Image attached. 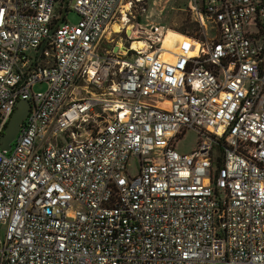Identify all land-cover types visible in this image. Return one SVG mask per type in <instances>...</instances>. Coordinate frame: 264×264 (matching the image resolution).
Returning <instances> with one entry per match:
<instances>
[{
	"label": "built area",
	"instance_id": "built-area-1",
	"mask_svg": "<svg viewBox=\"0 0 264 264\" xmlns=\"http://www.w3.org/2000/svg\"><path fill=\"white\" fill-rule=\"evenodd\" d=\"M122 1L0 0V264H264V0Z\"/></svg>",
	"mask_w": 264,
	"mask_h": 264
},
{
	"label": "rangeland",
	"instance_id": "rangeland-1",
	"mask_svg": "<svg viewBox=\"0 0 264 264\" xmlns=\"http://www.w3.org/2000/svg\"><path fill=\"white\" fill-rule=\"evenodd\" d=\"M188 0H123L122 5L129 3V15L130 23H135L137 21H145L146 18L153 22H159L164 24L168 29L167 32L177 31V29L182 25L185 18L191 17L190 12L187 8ZM121 5V6H122ZM120 18V16H119ZM118 17L111 23H119L120 19ZM79 19V16L74 11H70L67 15V21L70 23H75ZM255 25H251L249 29L254 31ZM108 33H106L101 41L100 45L108 42ZM33 91H43L46 89V84L44 82H38L33 86ZM197 133L193 130L188 131L185 136L177 142L176 148L180 152H187L193 149L197 143ZM130 173H134V166H131Z\"/></svg>",
	"mask_w": 264,
	"mask_h": 264
},
{
	"label": "water",
	"instance_id": "water-1",
	"mask_svg": "<svg viewBox=\"0 0 264 264\" xmlns=\"http://www.w3.org/2000/svg\"><path fill=\"white\" fill-rule=\"evenodd\" d=\"M29 110V103L27 100H19L16 103L15 109L0 137V148L9 149L11 141L15 138L19 131L20 125L26 118Z\"/></svg>",
	"mask_w": 264,
	"mask_h": 264
},
{
	"label": "bare ground",
	"instance_id": "bare-ground-1",
	"mask_svg": "<svg viewBox=\"0 0 264 264\" xmlns=\"http://www.w3.org/2000/svg\"><path fill=\"white\" fill-rule=\"evenodd\" d=\"M129 3H126L124 5L121 6V9H122V12L126 11L127 9H129ZM126 19V17L123 15V18L121 20V22H117V23H113V25L111 26L112 29H114V31L118 32L120 31L121 27H122V21H124ZM181 38V34L177 31H171L170 33H166L165 35V38H164V45L165 46H168V47H171L173 42L177 39H180ZM135 45H137L136 42H134ZM147 101H154V102H157V103H160V104H163V105H166L165 102H162V101H156V100H153V99H150V98H145Z\"/></svg>",
	"mask_w": 264,
	"mask_h": 264
},
{
	"label": "trees",
	"instance_id": "trees-1",
	"mask_svg": "<svg viewBox=\"0 0 264 264\" xmlns=\"http://www.w3.org/2000/svg\"><path fill=\"white\" fill-rule=\"evenodd\" d=\"M198 24L192 17H187L183 20L182 25L177 29L181 33L197 34Z\"/></svg>",
	"mask_w": 264,
	"mask_h": 264
}]
</instances>
